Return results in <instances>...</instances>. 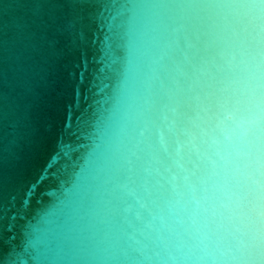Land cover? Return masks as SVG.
Instances as JSON below:
<instances>
[{
  "label": "water",
  "instance_id": "water-1",
  "mask_svg": "<svg viewBox=\"0 0 264 264\" xmlns=\"http://www.w3.org/2000/svg\"><path fill=\"white\" fill-rule=\"evenodd\" d=\"M0 264H264V0H0Z\"/></svg>",
  "mask_w": 264,
  "mask_h": 264
}]
</instances>
